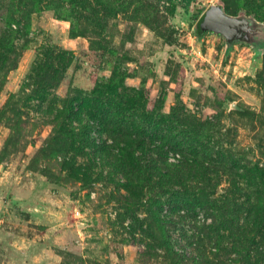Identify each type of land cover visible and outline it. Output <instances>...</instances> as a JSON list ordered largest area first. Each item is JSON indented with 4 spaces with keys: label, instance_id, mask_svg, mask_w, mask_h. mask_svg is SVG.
Here are the masks:
<instances>
[{
    "label": "rangeland",
    "instance_id": "1",
    "mask_svg": "<svg viewBox=\"0 0 264 264\" xmlns=\"http://www.w3.org/2000/svg\"><path fill=\"white\" fill-rule=\"evenodd\" d=\"M182 3L0 0V264H264V41Z\"/></svg>",
    "mask_w": 264,
    "mask_h": 264
},
{
    "label": "water",
    "instance_id": "2",
    "mask_svg": "<svg viewBox=\"0 0 264 264\" xmlns=\"http://www.w3.org/2000/svg\"><path fill=\"white\" fill-rule=\"evenodd\" d=\"M203 32L223 35L229 45L244 41L256 46L264 41L263 26L253 18L228 14L223 5H214L209 10Z\"/></svg>",
    "mask_w": 264,
    "mask_h": 264
},
{
    "label": "trees",
    "instance_id": "3",
    "mask_svg": "<svg viewBox=\"0 0 264 264\" xmlns=\"http://www.w3.org/2000/svg\"><path fill=\"white\" fill-rule=\"evenodd\" d=\"M168 3H171L174 5V8H176V1L178 0H166ZM182 5L185 7L187 10H191L196 16H200L199 22H198V31L199 35L203 36L206 32H203L202 30V23L204 19L207 17V14L209 12V9H205V7L202 6V4L197 3V0H182Z\"/></svg>",
    "mask_w": 264,
    "mask_h": 264
}]
</instances>
